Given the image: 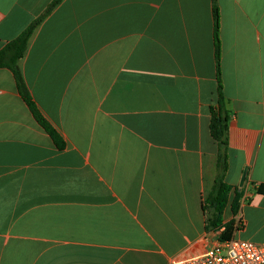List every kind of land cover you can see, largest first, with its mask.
<instances>
[{"label":"crops","instance_id":"1","mask_svg":"<svg viewBox=\"0 0 264 264\" xmlns=\"http://www.w3.org/2000/svg\"><path fill=\"white\" fill-rule=\"evenodd\" d=\"M53 1L0 0V51ZM19 66L65 147L0 69V264H171L214 247L220 84L224 223L264 244V0H61Z\"/></svg>","mask_w":264,"mask_h":264},{"label":"trees","instance_id":"2","mask_svg":"<svg viewBox=\"0 0 264 264\" xmlns=\"http://www.w3.org/2000/svg\"><path fill=\"white\" fill-rule=\"evenodd\" d=\"M61 0H54L47 10L35 21H33L16 39L11 41L0 51V69L10 70L16 80L19 93L27 104L28 108L34 115L37 123L51 136L56 146L61 150L65 147V143L62 140L61 135L50 125V123L44 118L39 111L36 103L34 102L25 79L21 72L19 62L24 57L28 47L30 38L32 37L35 29L43 21V19L60 3ZM216 17V38L218 39V13L215 12ZM217 60L219 64V52L220 45L217 40ZM212 123L211 131L213 137L218 141L220 146V152L218 156V168L220 171V177L215 184L214 190L208 200L209 212L208 222L210 226L215 229L224 228L220 235V241H227L233 238L235 232L239 230L235 221L224 223L223 215L224 211L229 205V196L233 190V187L226 184L223 180V174L227 170V148H228V112L226 109V100L222 94V86H219V100L218 106L212 107ZM244 182L240 188H234L235 197L231 204L233 215L236 216L241 208V200L243 197L244 187L247 183V170L245 171ZM258 194H264V185H261L258 190Z\"/></svg>","mask_w":264,"mask_h":264},{"label":"built area","instance_id":"3","mask_svg":"<svg viewBox=\"0 0 264 264\" xmlns=\"http://www.w3.org/2000/svg\"><path fill=\"white\" fill-rule=\"evenodd\" d=\"M171 264H264V244L233 237L218 243L207 252L172 259Z\"/></svg>","mask_w":264,"mask_h":264},{"label":"rangeland","instance_id":"4","mask_svg":"<svg viewBox=\"0 0 264 264\" xmlns=\"http://www.w3.org/2000/svg\"><path fill=\"white\" fill-rule=\"evenodd\" d=\"M230 213H231V212H230V207H227L226 210H225V214H224L225 217L228 218V217L230 216ZM237 238H239V237H237ZM240 239H241V238H240Z\"/></svg>","mask_w":264,"mask_h":264},{"label":"water","instance_id":"5","mask_svg":"<svg viewBox=\"0 0 264 264\" xmlns=\"http://www.w3.org/2000/svg\"><path fill=\"white\" fill-rule=\"evenodd\" d=\"M244 177H245V174H244V176H243V179H242V182H241V186H242V184H243V182H244Z\"/></svg>","mask_w":264,"mask_h":264}]
</instances>
